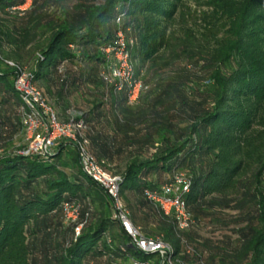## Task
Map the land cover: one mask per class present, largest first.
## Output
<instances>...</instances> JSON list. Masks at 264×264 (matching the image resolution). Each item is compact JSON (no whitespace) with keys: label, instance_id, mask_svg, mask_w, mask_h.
I'll list each match as a JSON object with an SVG mask.
<instances>
[{"label":"trees","instance_id":"1","mask_svg":"<svg viewBox=\"0 0 264 264\" xmlns=\"http://www.w3.org/2000/svg\"><path fill=\"white\" fill-rule=\"evenodd\" d=\"M182 1L33 0L15 12L25 0H0V137L7 143L25 130L17 69L4 61L31 63L47 101L42 84L54 78L58 100L74 98L77 112L66 121L84 122L91 155L122 178L120 198L144 236L170 244L177 264H264V0H210L201 40L178 41L167 24ZM119 31L136 40L131 59L143 90L133 105L103 78L104 51ZM177 174L191 181L187 231L148 198ZM65 205L79 207L67 229ZM113 213L70 142L58 141L48 158L0 157V264L154 259L136 250ZM216 225L232 228L222 238L201 235Z\"/></svg>","mask_w":264,"mask_h":264},{"label":"built area","instance_id":"2","mask_svg":"<svg viewBox=\"0 0 264 264\" xmlns=\"http://www.w3.org/2000/svg\"><path fill=\"white\" fill-rule=\"evenodd\" d=\"M32 2L33 0H25L22 6L15 7L12 11L25 12L30 9ZM135 43L134 38H128L123 31H119L115 44L104 51L107 68L103 72V78L109 84L116 85L117 91L125 89L128 103L131 105L138 102L143 90V83L137 78L131 59V49ZM7 64L17 69L15 87L25 105L23 124L31 143L24 154L48 158L58 141L73 144L83 172L112 198L113 220L120 224L137 251L147 256H155L154 259L146 261L131 258L126 264H177L174 249L170 244L160 237L144 236L141 229L132 222L130 212L120 198L122 178L103 170L91 155L90 142L84 135L86 130L84 122L76 121L74 117L69 121H60L43 91L34 84L33 74L12 62ZM190 190L191 181L184 174H177L170 183L163 186L160 192L148 193V198L165 216L174 219L178 230L187 231L194 225L185 198ZM65 211L79 219V207L65 205ZM82 228L83 225L76 228V237L81 234Z\"/></svg>","mask_w":264,"mask_h":264},{"label":"rangeland","instance_id":"3","mask_svg":"<svg viewBox=\"0 0 264 264\" xmlns=\"http://www.w3.org/2000/svg\"><path fill=\"white\" fill-rule=\"evenodd\" d=\"M210 0H183L182 3L178 7V11L172 21H170L167 24V33L168 36L173 40L182 41L183 39H186L188 35H192L196 37L197 39L201 40L202 35L205 34V27L207 26L206 20H208L207 16H211L210 13L212 12V9L208 7V3ZM209 42H212L210 37L207 39ZM4 65H8L7 62H14L12 60H5ZM30 64H26L24 62V69L28 70L30 68ZM42 83V82H41ZM51 85L48 88L49 92H45L49 95L48 102L49 105L54 109L55 113L57 114L60 121L65 122L69 117L76 114L78 109V106L74 100L73 97L65 95L64 99L58 100L59 97H57L58 92L61 90V83L57 78H54V80L51 79L49 82ZM45 85L48 87L49 84L45 82ZM58 100L60 104L56 101L58 104L55 106V102L53 100ZM66 102L70 103V106L68 109L65 108ZM58 107H61L58 108ZM59 109V110H58ZM8 134V133H7ZM9 138L7 135L6 138ZM12 140L9 139L7 143L5 141L1 140L0 137V157L4 156L8 153H18V154H24V151H21V149L25 147H29L31 141L28 139L26 131L21 128L18 129V132L15 133L12 137ZM27 150V149H26ZM114 171L121 173L125 168V161L120 162L117 165H113ZM232 194V192L230 193ZM229 194V195H230ZM131 206H133L135 203L131 199L130 201ZM227 218L231 220L232 218V211L226 212ZM140 217V214H139ZM74 221H77L76 216H73L72 214H69L68 212L65 213V221L64 226L66 229L72 225ZM223 229H217L218 227ZM151 228H154V225L151 224ZM217 228L214 227H206L201 229V235L205 238H222L224 234L230 233V226L224 227L220 225H216ZM229 227V228H228ZM28 240L30 242L33 241V238L29 234Z\"/></svg>","mask_w":264,"mask_h":264},{"label":"crops","instance_id":"4","mask_svg":"<svg viewBox=\"0 0 264 264\" xmlns=\"http://www.w3.org/2000/svg\"><path fill=\"white\" fill-rule=\"evenodd\" d=\"M42 89L45 91L46 90V92H49L48 91V87L43 83L42 84ZM47 96H49L48 94H47ZM57 100V99H56ZM56 100H53L54 102H55V106H57V103H56ZM58 108H60L61 109V107H58ZM59 110V109H58Z\"/></svg>","mask_w":264,"mask_h":264}]
</instances>
